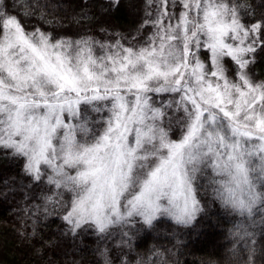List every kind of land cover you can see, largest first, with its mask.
Here are the masks:
<instances>
[{"label":"snow or ice","instance_id":"snow-or-ice-1","mask_svg":"<svg viewBox=\"0 0 264 264\" xmlns=\"http://www.w3.org/2000/svg\"><path fill=\"white\" fill-rule=\"evenodd\" d=\"M260 64L264 0H0V264H189L217 228L199 264H264Z\"/></svg>","mask_w":264,"mask_h":264},{"label":"trees","instance_id":"trees-1","mask_svg":"<svg viewBox=\"0 0 264 264\" xmlns=\"http://www.w3.org/2000/svg\"><path fill=\"white\" fill-rule=\"evenodd\" d=\"M127 0H121L122 5L126 4ZM129 17L126 7H120L112 11L108 17L109 23H116L120 26H125L128 23ZM257 70L264 72V64L257 65ZM16 169L12 167H5L0 163V180L15 175ZM0 184V189H2ZM24 207L22 203V194L10 193L7 198L0 194V240H3L6 236H10L12 225L16 223V215L13 214L14 209ZM60 221L58 217L52 216L47 219L41 217L38 228L39 231L46 237L53 236L58 231V225ZM226 227V226H225ZM225 243L224 236L221 234V229L209 230L205 237L201 238L195 245L194 250L181 257V260L187 259L189 264L196 262L199 264L201 260H208L209 258H215V253L222 249L221 245ZM11 247V242H9ZM47 255L53 260L54 264H63L65 257L60 254V249H49ZM71 258V257H69ZM6 264H16V261L12 255L8 254L3 257Z\"/></svg>","mask_w":264,"mask_h":264}]
</instances>
